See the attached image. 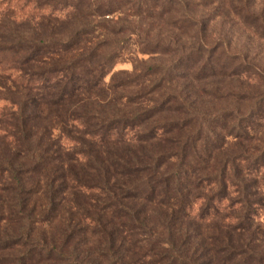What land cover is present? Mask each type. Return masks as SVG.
<instances>
[{"label":"trees","instance_id":"1","mask_svg":"<svg viewBox=\"0 0 264 264\" xmlns=\"http://www.w3.org/2000/svg\"><path fill=\"white\" fill-rule=\"evenodd\" d=\"M199 7L264 43V0H0V264H264V65Z\"/></svg>","mask_w":264,"mask_h":264},{"label":"rangeland","instance_id":"2","mask_svg":"<svg viewBox=\"0 0 264 264\" xmlns=\"http://www.w3.org/2000/svg\"><path fill=\"white\" fill-rule=\"evenodd\" d=\"M198 1V0H197ZM197 11V16L200 18V21H203L204 23V29H205V36H207V41L208 39H221V38H230L232 37V49L233 51H239V52H248V60L251 62V64L255 66L264 65V43L259 40V37L254 35L251 30L243 26V24H240L238 20L234 17H228V18H223L217 17V19L213 21H206L208 22L207 25L204 22L205 19L204 17L209 13V8L206 7H199ZM229 9L227 8V11H222V15H225ZM150 24H145V26H148L151 30H153V33L150 34V39H155L157 37H166L168 33L169 27L166 25V22H163L162 20H155L150 22ZM185 29L182 30V39L186 43H191V40L189 39L188 34L192 33V31H188L184 34ZM144 35V34H141ZM145 36V35H144ZM210 37V38H209ZM229 40V39H228ZM136 41V40H135ZM263 45V46H262ZM130 51L126 52L125 55L121 59H119L115 64L114 67L112 68V71L110 74H108L106 78V84L107 86L111 85L112 83V77L114 75L118 74H133L135 72V67L136 63L134 59L138 56L137 52L139 49L136 46H133V44L130 46ZM243 50V51H242ZM245 50V51H244ZM145 60L148 59V57H144ZM137 66L140 67V64L137 63ZM254 76H244V83L240 84L237 82H234L229 80V82H226V84H221L218 80H216L215 83L212 84V87H221V92H226L227 89H238L242 88L245 91L251 90V89H263L260 85L257 84L256 78H253ZM252 78V79H251ZM254 84V85H253ZM120 85V84H119ZM194 88L192 89H201L199 84H194ZM140 86H134V88H131L129 90V93L134 92L133 89H138ZM11 105L6 102L5 100L0 99V112L9 109ZM6 108V109H5ZM261 123L264 124V119L261 121ZM54 137L59 140V142L67 149H70L73 146L71 142L66 140L64 137L60 135V133L55 132ZM72 146V147H71ZM200 212V203L194 206V210L192 214V218H197L198 213ZM223 217V216H222ZM225 221V220H224ZM202 227L200 228L201 232H207L208 230L211 231V229L207 228V226H211V223L208 222L209 224H202L198 222ZM222 223V221H221ZM220 223V224H221ZM213 224V223H212ZM261 225L264 226V208L261 211Z\"/></svg>","mask_w":264,"mask_h":264}]
</instances>
